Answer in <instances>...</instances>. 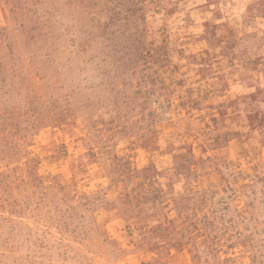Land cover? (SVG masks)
I'll list each match as a JSON object with an SVG mask.
<instances>
[{"label":"rangeland","instance_id":"374dc122","mask_svg":"<svg viewBox=\"0 0 264 264\" xmlns=\"http://www.w3.org/2000/svg\"><path fill=\"white\" fill-rule=\"evenodd\" d=\"M0 264H264V0H0Z\"/></svg>","mask_w":264,"mask_h":264}]
</instances>
